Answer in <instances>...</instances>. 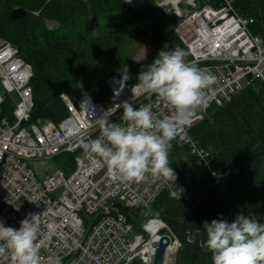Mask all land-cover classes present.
Listing matches in <instances>:
<instances>
[{
	"label": "built area",
	"instance_id": "built-area-1",
	"mask_svg": "<svg viewBox=\"0 0 264 264\" xmlns=\"http://www.w3.org/2000/svg\"><path fill=\"white\" fill-rule=\"evenodd\" d=\"M209 1L175 0L170 8L166 0L160 4L166 13L175 14V31L190 55L185 62L214 77V83L202 92L203 103L196 108L192 124L178 125L175 136L190 143L207 164L210 159L192 142L190 128L202 120L204 109L229 102L250 77L264 83V37L251 32L254 19L241 14L233 0ZM138 27L151 32L153 21L143 18ZM32 75V66L18 49L9 42L1 43L0 219L6 226L19 228L26 215L39 217L36 243L40 264H48L49 257H59L61 264H152L158 234L166 223L153 217L143 224V232L136 231L123 210L148 208L164 192L188 199L184 184L176 173L174 181L148 176L142 182H123L108 172L102 159H90L80 145L100 138L104 113L124 102L149 108L157 119L174 121L173 109L154 94L133 95L137 82L129 85L112 74L106 79L109 95L105 99L95 98L89 90L74 96L63 93L68 108L64 119L30 122L34 107ZM5 97L13 100V120L2 113ZM122 112L118 108L107 118L108 123H123L119 119ZM64 152H78L69 174L58 169L40 180L28 163L30 158H54ZM213 174L219 184L229 171L217 169ZM14 205L20 206L19 211ZM172 244L168 254L175 255L180 243L173 238ZM0 264H11L10 257L0 256Z\"/></svg>",
	"mask_w": 264,
	"mask_h": 264
},
{
	"label": "trees",
	"instance_id": "trees-1",
	"mask_svg": "<svg viewBox=\"0 0 264 264\" xmlns=\"http://www.w3.org/2000/svg\"><path fill=\"white\" fill-rule=\"evenodd\" d=\"M216 2L218 0L208 3ZM233 2L240 13L254 19L250 26L251 32L264 37V0ZM20 6L25 7L28 14L17 20L12 19L11 11ZM124 7V0H0V37L10 41L18 49L19 55L32 66L30 84L34 107L30 122L38 119L60 122L64 119L67 107L61 94L74 96L83 92L70 93L69 90L87 78L98 77L90 90L97 99H105L109 95L104 78L107 75L119 73L128 84L138 82L137 76L142 68L152 62L168 41L180 47L186 58L190 57L175 31V15L166 26H156L153 22L152 34L146 38L150 41L153 55L132 68L128 65V57L133 55L131 41L126 44L99 35L96 43H93L96 38L90 33L89 43L84 50L80 40L75 42L74 37L65 32L57 34L47 24L48 20L58 19L61 15L78 13L84 16L86 28H90L92 24L100 25L109 12ZM135 13L138 16L133 20L134 32L141 36L145 32L140 30L138 24L143 18L152 16L150 12ZM253 78L250 77L249 81ZM2 111L12 119L13 105L8 97ZM189 135L197 149L206 153L207 159H210L207 164L188 142L179 138L172 141L173 147L169 150L170 166L184 184L189 198H173L164 192L148 208H130L123 210V213L127 214L131 223L135 222L132 214L139 219H163L166 228L162 232L169 233L180 243L175 256L177 264H212L211 253L203 243L206 238L203 228L205 221L211 222L222 215L231 222L236 213L244 212L264 222L262 80L254 79L222 106L212 104L204 109L202 120L190 128ZM77 154L64 152L55 156V159L59 165L64 166L62 170L68 173L75 168ZM217 169L223 173L229 171L228 177L225 176L219 184L213 174ZM143 223L137 224L138 231Z\"/></svg>",
	"mask_w": 264,
	"mask_h": 264
},
{
	"label": "clouds",
	"instance_id": "clouds-1",
	"mask_svg": "<svg viewBox=\"0 0 264 264\" xmlns=\"http://www.w3.org/2000/svg\"><path fill=\"white\" fill-rule=\"evenodd\" d=\"M3 42L9 41L0 44ZM137 81L132 88L133 95L158 96L173 109L174 121L157 119L149 108H137L124 102L104 113L101 137L84 141L80 147L90 159H102L108 172L123 182H142L148 176L168 177L174 181L176 174L169 166V150L173 147L176 127L192 124L196 108L203 103L202 92L214 83V77L195 64L186 63L183 50L162 49L142 68ZM8 98L12 104L13 100ZM118 108L123 109L119 118L123 123H108L107 118L115 115ZM14 207L19 211L20 206ZM19 224V228L6 226L0 219V256H9L11 264H40V249L36 243L39 217L28 214ZM203 228L206 236L203 243L211 253L212 264H264V222L259 219L239 212L231 222L221 215L211 222L205 221ZM163 229L159 236L164 234ZM48 264H61L60 258L49 257Z\"/></svg>",
	"mask_w": 264,
	"mask_h": 264
},
{
	"label": "rangeland",
	"instance_id": "rangeland-1",
	"mask_svg": "<svg viewBox=\"0 0 264 264\" xmlns=\"http://www.w3.org/2000/svg\"><path fill=\"white\" fill-rule=\"evenodd\" d=\"M75 1H80V0H75ZM133 1L134 2L130 3L124 0L125 7L123 9H120L118 11L109 12L102 19L100 25L92 24L90 28H86L84 16L78 13H67L66 15H61L58 19L48 20L47 24H48L49 29L55 30L57 34H59L60 32H65L66 34L74 37L75 42H78L80 40L81 44L84 46L83 48L84 50L86 49V44L89 43L90 33H92V36L94 39L96 38V40H94L93 43H96L97 37L99 35H106L108 37L113 38L114 40H117L119 42H124L126 44L129 41H131V46H132L131 51L133 50V55L131 58L128 57L129 59L128 65L130 64L129 67L132 68L131 66L139 64L145 61L144 59H146L147 57L149 56L151 57L153 55V50L150 45V41L146 40V38L152 34V31L145 32V34L141 36H137L134 32L133 20L135 17L138 16V14L135 12L136 11L144 12V13L150 12V15L153 18L151 19L153 20L154 24H156V26H159V25L166 26L171 23V18H174L173 11H171L170 13H166V11L160 6V4L162 2H165V0H133ZM137 2H139V4H137ZM166 2H169L168 8H170L172 3L170 2V0H166ZM199 3L201 4V2ZM87 31H89V34L87 33ZM4 40L5 39H2L0 37V42ZM163 49L175 50V49H180V47L174 45L171 41H168L165 44ZM185 60H186V57H185ZM71 74L73 73H70V75ZM117 74L119 75V73ZM108 76L109 75H107L104 78L106 79ZM97 79H98L97 76L91 79L87 78L85 81L80 82L78 86L73 87L69 91L70 93H78L79 91L85 90V89L92 90L91 87H93ZM254 79H257V78L254 77L246 85L250 84ZM38 120L42 121L43 119H38ZM38 120L36 121L37 123H38ZM117 120L118 119L116 118L114 121H117ZM28 163L35 170L40 180H43L49 174L55 172L58 169H62L64 167L58 164V160L55 159V157L54 158H30L28 160ZM72 171L68 172L67 174L71 173ZM131 216L135 221V222L133 221L132 222L134 224L136 231H138L137 224L139 225L143 223L148 218L149 219L153 218V217H148L145 219H139L135 217L133 214ZM179 247L180 245L178 246V249L175 251V256L177 255ZM173 264H177L176 260L174 261Z\"/></svg>",
	"mask_w": 264,
	"mask_h": 264
},
{
	"label": "water",
	"instance_id": "water-1",
	"mask_svg": "<svg viewBox=\"0 0 264 264\" xmlns=\"http://www.w3.org/2000/svg\"><path fill=\"white\" fill-rule=\"evenodd\" d=\"M27 14L26 8L16 7L11 11L10 16L12 19L17 20ZM171 244L172 238L170 234L164 233L158 237V246L155 248L152 264H166L167 251Z\"/></svg>",
	"mask_w": 264,
	"mask_h": 264
},
{
	"label": "bare ground",
	"instance_id": "bare-ground-1",
	"mask_svg": "<svg viewBox=\"0 0 264 264\" xmlns=\"http://www.w3.org/2000/svg\"><path fill=\"white\" fill-rule=\"evenodd\" d=\"M172 1H175V0H170V2H172ZM214 184V183H213ZM175 258V255L173 254H168V256H167V260H166V262L168 263V264H173L174 263V259Z\"/></svg>",
	"mask_w": 264,
	"mask_h": 264
}]
</instances>
